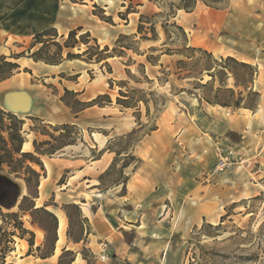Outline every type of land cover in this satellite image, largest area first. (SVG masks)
<instances>
[{"label": "rangeland", "instance_id": "1", "mask_svg": "<svg viewBox=\"0 0 264 264\" xmlns=\"http://www.w3.org/2000/svg\"><path fill=\"white\" fill-rule=\"evenodd\" d=\"M156 1L160 2V15H144L149 19H144L143 24V31L151 35L148 22L156 23V44L143 43L141 34H127L130 37L123 39L121 45L130 44L138 52L112 42V52L114 49L118 54L123 49L124 53L109 60L114 66L102 64L105 75L112 73L117 77L119 69L126 71V77L115 79L113 88L108 85L106 93L117 110L112 115L115 126L127 128L130 123L133 127L112 136L111 147L120 155L114 151L116 161L101 172V180L94 168L89 170L95 174L88 176L89 181L81 178L78 169L57 177L54 170L65 159L84 156L90 164L91 157L100 156L94 132L108 133L103 128L109 127L108 120H104L97 107L81 115L80 111L74 112L80 108L74 104L77 97L63 92V83L53 87L47 82L50 75L43 76L40 69L44 66L29 57L38 47L29 49L33 36H16L0 30V56L9 58L24 52L16 60L19 72L34 75L29 91L38 97L35 109L17 116L24 120L22 132L28 142L24 151L34 153V140L51 141L42 149H51L63 140L71 143L52 155H39L43 167L30 161L23 167L13 163L17 171L6 164L1 166L0 171L22 184L23 194L11 208L0 206V264H66L72 256L64 253L66 250L74 252L75 259L83 258L84 264H264V0H196L191 12L180 9L175 18L168 17L175 10L170 3L182 0ZM82 4L99 19L88 26L92 32L86 41L93 47L92 53L100 51L95 50L93 37L100 38L103 49L102 38H111L114 26L127 25L126 16L120 14H125L130 6L135 11L133 0H87ZM166 20L170 39L161 26ZM174 21L185 27L189 47L206 50L212 57L183 48L184 39ZM131 27L132 24L128 28ZM163 42L167 45L162 46ZM86 47L81 45L72 51L80 53ZM152 47L176 52L161 55L160 50L151 51ZM55 50L52 46L50 54ZM148 54L159 57L156 64L147 60ZM88 56L68 62V70L59 76L72 79L75 76L67 73L82 69L88 72L83 83L90 82L99 63L87 62ZM227 56L253 66L251 87L260 93L256 109L210 105L199 100V95L214 94L220 78L227 88L247 94L248 90L235 86L233 77L217 72L214 81L208 74L210 69H218L213 59ZM87 63L94 67L93 72L85 71L90 67ZM236 71L248 77L249 71ZM211 80L207 88L199 85ZM119 81H125L122 89L131 93L133 107L124 113L119 108L126 107L116 103L121 89ZM132 89L140 93H133ZM6 91L0 90V106ZM58 91L63 92L61 102ZM140 98L147 104L135 101ZM69 116L74 121L70 123L74 125L72 133L58 140L66 133L61 125L69 123L64 122ZM47 118L54 121L48 122ZM97 123L101 124L100 129L95 128ZM155 126L157 129L151 131ZM133 129L137 130L135 134L119 140ZM129 153L138 160L129 158ZM123 164L128 166L122 170ZM26 165L39 173L38 183ZM125 175L129 178L122 190ZM97 181L99 184L90 186ZM41 182L43 187L47 183L45 190L40 187ZM41 208L57 216L58 227L59 213L65 218V236L58 244V253L57 241L53 243V222ZM98 210L101 216L92 213ZM19 224L28 232H22ZM30 239L34 240L33 246Z\"/></svg>", "mask_w": 264, "mask_h": 264}, {"label": "trees", "instance_id": "2", "mask_svg": "<svg viewBox=\"0 0 264 264\" xmlns=\"http://www.w3.org/2000/svg\"><path fill=\"white\" fill-rule=\"evenodd\" d=\"M195 2L196 0H182L180 3H177V4L170 3L171 8H174L175 10H173V12H171V14L168 15V17L175 18L177 15V11L180 9H183L186 12H191L193 10ZM158 3L160 4V2ZM132 8H133L132 6L128 7L126 10V13L125 14L121 13L120 16L125 18L126 14L134 11V10L132 11ZM158 15H160V12H157L155 15H153V17H156ZM105 19L108 22L112 21V18L104 17V20ZM144 19L148 20L149 17L141 15L140 20H139L140 22L138 24V29H137L138 33L141 34V39L142 40L158 39L159 37H158L157 27L154 21L148 22L150 23V27L148 30L151 33V35H148V33L146 34L143 31V24L145 23ZM168 22L169 20L164 21L161 24V26L166 35V38L170 39V35L167 30ZM173 25L178 29V31L180 32L181 36L184 39L183 48L187 47L186 49H188L189 51H200L204 53L205 55L212 57V54L206 50H203L201 48H196V47H189L188 46L189 45L188 34H187L186 29L181 24H178L177 22L175 23V21L173 22ZM81 31H82V27H78V28L70 30L66 38L63 39V41L57 40L59 36L54 28H47L41 32L36 33L33 37V42L30 45L29 49L31 50L37 45L38 47L35 51H33L29 55V57L32 58L35 62L41 61L46 64H59L63 60L81 59L84 57V55L88 54L89 56L87 57V59H85L87 62L92 61V60H94L96 63L103 62L104 65L109 67L110 65L107 62L108 58L114 57L116 55L122 56V53H124L123 49H120L121 51L118 54H116L114 52V49L112 52V50L110 49L108 45L104 46L103 49H100V45L97 42V39L95 37L92 38V40L95 42V46H96L95 50L98 49L100 51L99 53H92L90 49L93 47L88 45L89 42L86 41V39L90 37V32L86 31L82 33ZM61 37H64V36H61ZM129 37L130 35L120 34L117 40L115 41L114 45H119L120 48L131 49L135 52H138L137 49H135V47H133L130 44L121 45L122 40L127 39ZM81 45L87 46L86 49L83 50L81 53H75L74 51H72V49L76 47L80 49ZM166 45H167V42L162 43V46H166ZM52 46H55L56 48L53 55L50 54V50ZM65 50H66V54L64 55ZM155 50H160V48L159 49L156 47L151 48V51H155ZM160 51H161V55L172 54L176 52L174 49H165V50L162 49ZM24 55L25 53L21 52L18 54H12L11 56H9V58L5 55L0 56V81H3L11 77L12 75H14L16 72H19L20 64L16 60ZM100 55H103V56H100ZM11 59H14V60H11ZM158 59L159 57H153V55H150V54L147 55V60L151 64H156V61H158ZM213 61L216 63L217 65L216 68L218 69H215L214 71H211L210 69L208 71V74L212 77V80L215 81L217 79V72L222 73L224 77H227V78L233 77L235 81V86L237 87L242 86L244 90L245 91L248 90V92L247 94H244L243 91L236 93L235 89L227 88L224 79L220 78L219 79L220 86L215 89L214 94L204 95V96L199 95V100L200 101L204 100L210 105H220L223 107H234V108L246 107L250 109H256L260 101V93L258 91H254L253 88L251 87L252 75H253L252 71L254 69L253 66L249 63L239 61L237 58L233 56L221 57L220 60L213 59ZM237 69L249 71L247 75L248 77L247 78L242 77V74L237 73L236 71ZM25 71H29V69L25 68ZM212 80L206 82L205 84H199V85L203 88H207L210 85V83H212ZM113 84H114V80L109 79L110 88H113ZM119 84L121 86V89L119 90V95L116 97V103L126 108L133 107L130 101L131 99L130 91L122 89V85L123 87H125L127 83L125 81H121V82L119 81ZM132 92L140 93V91H137L135 89H132ZM65 93L74 94L75 96L77 95L76 92L69 90L67 88H65ZM63 100L65 101V99ZM135 101H143L144 103L147 104L146 100H144L143 98H140L139 100H135ZM65 103L70 108L74 109L73 108L74 106L71 103L67 101H65ZM109 103H112V98L108 93L100 94L93 100L86 101V102L81 101L78 98H76L74 101V104L79 105L80 108L75 110L74 112L81 111L87 107H91L94 105L103 106ZM146 111L149 112V107H147ZM17 116H18L17 114L7 111L3 107V105L0 106V170H2L1 166L6 164L10 166L13 169V171H17V168L13 167V163L17 162L20 164L21 167H23L27 161L35 163L36 165L40 167H43V162L40 159L39 155H52L58 149L71 144L63 140V141H60L56 146L51 147V149H42L43 146L51 144V141L45 140V141L38 142L34 140L33 141L34 153L24 151L23 146H24V143L26 142L25 137L22 132L24 120L18 118ZM37 120H40V119H37ZM138 123H139L138 125L143 126L141 122H138ZM73 128H74V125L70 123H65L61 125V129H64L66 133L58 137V140L61 138H68L70 134L72 133ZM156 129H157L156 126L152 127L151 131H154ZM136 132L137 130L133 129L130 133L127 134V136L126 135L122 136L119 138V140H124L128 136L131 137ZM112 139L113 138L109 139L108 146L106 148L101 149L99 151V155H102L107 150L112 151V152L115 151L117 156L120 155V152L114 150L111 147ZM135 141L137 140H134V142ZM128 156L129 158L138 160V158H136L135 155H133L132 153H129ZM115 161H116V157L113 160L112 165L115 163ZM127 166H128L127 164H123L121 169L123 170ZM26 169L28 173L35 176L36 181L38 183L39 177H40L39 173L29 165H26ZM102 177L103 176L101 175L100 180ZM128 178L129 176H126V175L123 177V180L121 182L123 186L122 190L126 189V183H127ZM118 183L120 182L118 181ZM5 186H8V184L5 181L0 179V188L5 187ZM13 205H14L13 197H10V199L6 201L0 199V206L11 208ZM41 210L47 216H49L53 222V231H54L53 243H55L57 241V229H58L57 216L51 213L50 211H47L45 208H41ZM18 226L22 230V232H28L25 228L22 227L21 224H19ZM207 226L212 227V225L210 224ZM29 243L31 246H33L34 240L30 239ZM64 253H69L72 255L66 264H71L72 262H74L75 260L74 252L70 250H66L64 251ZM52 254L53 253H51L50 255ZM62 257L63 256L61 255L60 262L62 260Z\"/></svg>", "mask_w": 264, "mask_h": 264}, {"label": "crops", "instance_id": "3", "mask_svg": "<svg viewBox=\"0 0 264 264\" xmlns=\"http://www.w3.org/2000/svg\"><path fill=\"white\" fill-rule=\"evenodd\" d=\"M82 3L87 0H81ZM120 5V9L124 8V4ZM135 2V11L130 12L126 14L125 22L127 25H116L114 26L115 33L114 35L109 38H102L103 45H110L112 42H115L120 34H138V24L140 16L143 15H149L152 16L153 14L157 13L160 10V4L156 0H133ZM82 3L72 2L71 0H0V30L4 32H8L12 35L20 36L22 37L29 36L34 37V35L38 32L43 31L47 28H54L56 32L58 33V36L60 38H66L69 31L78 27H82L81 32H92V30L88 27L90 26V23H94L97 21L98 17L96 14H94L90 9L89 12H87L84 7L86 5ZM87 12V13H86ZM87 14V17L86 15ZM190 14V13H189ZM99 20V19H98ZM132 24L131 28H128L129 25ZM183 26V25H182ZM88 27V28H87ZM184 27V26H183ZM185 28V27H184ZM159 29V28H158ZM160 34V33H159ZM64 36V37H61ZM32 37V38H33ZM58 37V38H59ZM98 39V43L102 46L101 40L99 37H95ZM156 40H143V43L149 42L152 45H155ZM84 50V49H83ZM83 50H78L80 53ZM110 59H113V57H110L107 59V62L114 66V63L112 61H109ZM76 60V59H72ZM72 60H63L59 64H46L44 62H35L42 64L44 67H41V71H44L42 74L50 75L49 78H47V82H49L53 87H59L58 85H62L63 92L65 88L71 89L72 91L76 92V97L83 101H91L94 98H96L100 94L106 93L108 90L109 85V79L113 78L115 79H123L126 77V71L125 69H119V74L117 77L114 76L112 73H107V75L104 74L102 65L103 62H99L98 70H96L95 78L90 80V82L83 83L87 81V73L82 72V69H77L75 71H72L71 73H67V75H73L75 78L72 79H66L65 76H59L62 72H66L68 70V62ZM145 59H142L144 62ZM105 62V61H104ZM146 64V63H145ZM88 67L85 69V71H91L93 72V66H91L89 63H87ZM125 66V65H124ZM130 67V66H126ZM46 68H57L56 70H48ZM21 69V68H20ZM98 71V72H97ZM21 80H24V83H20ZM46 80V78H45ZM34 81V75L30 74L29 72H16L11 77L0 81V90H18V89H27L30 90V84ZM115 83V81H114ZM109 89H111L109 87ZM62 91H58V99L60 100V97L63 95ZM32 93V92H31ZM50 94V93H49ZM34 96V99H38L37 95ZM53 96L52 94H50ZM48 97V95H47ZM113 100L112 103L105 104L103 106L94 105L91 107H87L83 110H81L79 113L80 115L87 111L94 109L97 107L99 109V114H103L104 120H108V125L103 126L104 129L108 130V133H101V132H94V135H96V148L100 151L101 149L105 148V145L108 143L109 138H112V136L117 134H123L125 132H128L132 129L133 125L128 123L127 128H117L115 126V122L113 121L112 115L117 111L115 108H113ZM35 109V108H33ZM32 109V110H33ZM129 108H119V111L121 113H124V111ZM123 110V111H121ZM73 119L76 120L77 117H75V114L72 115ZM116 119V118H115ZM48 122L54 121L50 118L46 119ZM64 122L74 123L72 121L71 116H69ZM113 124V125H111ZM101 124L97 123L95 125L96 129H100ZM80 126V125H79ZM92 161H90V164L88 163V158L82 156V158L78 159H65L60 164L59 168H56L54 170V177L61 176L64 172L70 170V172H74V169H78L79 173L81 174V178L89 181L88 176H95V174L90 173V168H94L97 172L98 176H100L101 172L106 170L110 164L114 160V152L105 151L102 155H100L98 158L91 157ZM50 166V171H51ZM99 184L97 181L96 183L91 184L90 186H95ZM41 188L47 187V183H45V186L43 187V184L41 182L40 185ZM43 190V189H42ZM90 210V209H89ZM88 210V211H89ZM91 211V210H90ZM93 214L98 213L101 216L100 210L97 212H92ZM64 218L63 214L58 215L59 218V224L61 221V218ZM65 219V218H64ZM65 227H66V221L64 228L61 229L60 225L58 227V240H57V248L56 252L58 253V244L63 242L64 236H65ZM37 239V237H36ZM37 242L39 240L37 239ZM26 244V243H25ZM26 246V245H25ZM60 250V248H59ZM85 260L83 258H76L72 264H84Z\"/></svg>", "mask_w": 264, "mask_h": 264}, {"label": "water", "instance_id": "4", "mask_svg": "<svg viewBox=\"0 0 264 264\" xmlns=\"http://www.w3.org/2000/svg\"><path fill=\"white\" fill-rule=\"evenodd\" d=\"M2 105L7 111L14 114H27L35 107V99L27 89L8 90L3 95ZM0 179L15 190L13 198L14 204H16L19 197L23 194L22 184L10 174L2 171H0Z\"/></svg>", "mask_w": 264, "mask_h": 264}, {"label": "flooded vegetation", "instance_id": "5", "mask_svg": "<svg viewBox=\"0 0 264 264\" xmlns=\"http://www.w3.org/2000/svg\"><path fill=\"white\" fill-rule=\"evenodd\" d=\"M15 190L11 188L9 185L0 188V199L1 200H9L10 197H14Z\"/></svg>", "mask_w": 264, "mask_h": 264}, {"label": "bare ground", "instance_id": "6", "mask_svg": "<svg viewBox=\"0 0 264 264\" xmlns=\"http://www.w3.org/2000/svg\"><path fill=\"white\" fill-rule=\"evenodd\" d=\"M201 18H202V16H200V19H201ZM27 143H28V142H25V143H24V146H23V149H24V150H25V145H26ZM59 225H60L61 229L64 228V226H65V219H64L63 217L61 218V221H60V224H59ZM40 235H42V232H40Z\"/></svg>", "mask_w": 264, "mask_h": 264}, {"label": "built area", "instance_id": "7", "mask_svg": "<svg viewBox=\"0 0 264 264\" xmlns=\"http://www.w3.org/2000/svg\"><path fill=\"white\" fill-rule=\"evenodd\" d=\"M105 257L104 256H102V259H104Z\"/></svg>", "mask_w": 264, "mask_h": 264}]
</instances>
